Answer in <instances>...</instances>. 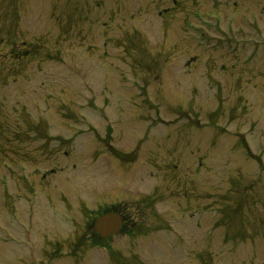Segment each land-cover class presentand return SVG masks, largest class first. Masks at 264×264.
I'll list each match as a JSON object with an SVG mask.
<instances>
[{"label":"rangeland","instance_id":"1","mask_svg":"<svg viewBox=\"0 0 264 264\" xmlns=\"http://www.w3.org/2000/svg\"><path fill=\"white\" fill-rule=\"evenodd\" d=\"M234 1L0 0L5 63L22 40L32 46L12 108L27 114L13 126L31 133L22 152L47 147L38 176L62 166L61 178L83 181L81 215L113 202L144 211L150 228L163 226L168 191L184 201L175 208L200 202L167 216L174 228H211L210 247L199 230L172 249L154 239L122 264H264V0H244L254 7L241 13ZM16 250L0 239V264H26ZM85 254L80 264H110Z\"/></svg>","mask_w":264,"mask_h":264},{"label":"flooded vegetation","instance_id":"2","mask_svg":"<svg viewBox=\"0 0 264 264\" xmlns=\"http://www.w3.org/2000/svg\"><path fill=\"white\" fill-rule=\"evenodd\" d=\"M243 1L238 3L240 7L236 9L237 13L244 12L245 7H254L245 6L248 2L252 4L253 0H245V3ZM232 4L237 5V2L232 0ZM237 13H232L234 19L239 17ZM246 16L244 14L243 18ZM15 39L11 42H15ZM21 43L22 45L15 46L16 49L10 52L11 58L15 61L11 64H6L5 53H0V110L2 104L6 105L7 101L14 102L9 105L11 109L6 112L12 117V127L7 126L12 130L3 131V137L9 140H2L0 143V239L3 242H13L17 250L25 251L28 258H23L25 259L23 262L26 264H58V261L63 262L66 259L80 264V256L90 252L104 254L105 260L110 264H122L130 259V256H127L130 250L142 251L154 239H158V245L172 249L173 245L177 246V243L183 241L184 236L181 235L189 234L196 239L199 230L201 232L199 235L204 236L203 248L210 247L211 228L204 227L202 230L195 227L174 228L170 224V216H167L173 210L175 213H181L182 210L186 212L185 209H196L200 203L196 195L191 198L196 205L190 207L182 205L184 209H178L175 208V204L180 205L184 201L179 200L181 196L168 191V194L162 198L165 205L157 212L158 221L163 226L150 228L147 226L148 215L144 211L137 210L131 213L129 208H122L121 205L113 202L102 204L91 213V216L81 215L83 181L80 179L76 184L68 183L67 179L61 178L62 175H57L62 166L59 169L50 167L47 171L49 173L44 171L38 176L36 160H39L41 152L47 151V147H42L39 151L34 145L31 149L22 152L17 143L21 141L22 135L23 138H28L31 133H23L20 127L13 129L14 120L27 115L16 111L12 105L15 106L14 104L20 101L18 96L21 88L22 91H27L29 87L28 83L19 81L21 77L24 80L30 79V76L24 74V69L26 66L30 68L31 53H33L30 42L22 40ZM23 59L28 60V63L24 64ZM0 112L5 114V111ZM13 112L17 113V117L11 114ZM48 148L52 149L49 146ZM63 154L67 158L68 151H63ZM21 156L25 158L26 163L22 164ZM72 166L75 167V164L73 163ZM28 167L30 171L25 172L24 169ZM74 185H76L75 189ZM108 211H115L120 215V226L114 233L96 226V218ZM189 214L192 217L193 212L189 211ZM62 223L64 225H60ZM194 223L197 225V220ZM40 224H44L41 229ZM36 236H41L40 241L46 249L39 246L40 242ZM17 250L13 253L15 257ZM39 257H43L45 263H41Z\"/></svg>","mask_w":264,"mask_h":264},{"label":"water","instance_id":"3","mask_svg":"<svg viewBox=\"0 0 264 264\" xmlns=\"http://www.w3.org/2000/svg\"><path fill=\"white\" fill-rule=\"evenodd\" d=\"M96 226L114 233L120 226V215L115 211H108L96 218Z\"/></svg>","mask_w":264,"mask_h":264}]
</instances>
